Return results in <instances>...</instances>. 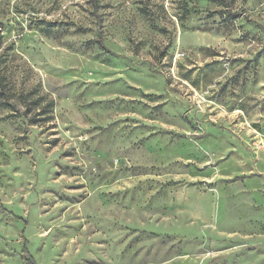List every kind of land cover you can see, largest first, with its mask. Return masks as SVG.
Segmentation results:
<instances>
[{"label": "rangeland", "instance_id": "obj_1", "mask_svg": "<svg viewBox=\"0 0 264 264\" xmlns=\"http://www.w3.org/2000/svg\"><path fill=\"white\" fill-rule=\"evenodd\" d=\"M0 264H264V0H0Z\"/></svg>", "mask_w": 264, "mask_h": 264}, {"label": "trees", "instance_id": "obj_2", "mask_svg": "<svg viewBox=\"0 0 264 264\" xmlns=\"http://www.w3.org/2000/svg\"><path fill=\"white\" fill-rule=\"evenodd\" d=\"M51 106L53 105V103L51 102V103H49Z\"/></svg>", "mask_w": 264, "mask_h": 264}]
</instances>
